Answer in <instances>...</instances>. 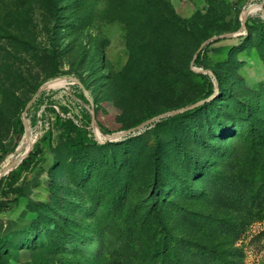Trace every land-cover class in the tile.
I'll return each instance as SVG.
<instances>
[{
    "label": "rangeland",
    "instance_id": "rangeland-1",
    "mask_svg": "<svg viewBox=\"0 0 264 264\" xmlns=\"http://www.w3.org/2000/svg\"><path fill=\"white\" fill-rule=\"evenodd\" d=\"M37 144L0 264H128L163 219L180 264H264V0H0V174Z\"/></svg>",
    "mask_w": 264,
    "mask_h": 264
},
{
    "label": "trees",
    "instance_id": "trees-1",
    "mask_svg": "<svg viewBox=\"0 0 264 264\" xmlns=\"http://www.w3.org/2000/svg\"><path fill=\"white\" fill-rule=\"evenodd\" d=\"M198 108L199 106L195 108L194 107L189 108L187 110L179 112L177 116H181L186 113H191ZM89 118H91L90 114H89ZM162 121L163 120L159 122H162ZM19 122H20V133H24L25 132L24 122L22 119H20ZM61 124L65 128V124L63 123ZM77 128L80 132V135L77 138L73 136L72 130L69 127L64 129L65 140L70 146L78 147L82 145L83 143H88V142L94 143L95 142L93 141L92 138L88 136L87 129H84L82 127H77ZM49 137H50L49 133H45L42 138L47 141ZM261 137H263V134H261V131H260V134H257L255 136V141H257L259 144L260 143L263 144V140ZM39 147L40 145L37 144L34 147V150H31L28 156H26L23 159V161L14 170L9 172L8 174H4L0 178V197H4L7 200L11 198H13V200H18L21 196L25 194L27 176H23V171L26 168H30V165L33 161V158L37 154ZM6 155H7V152L5 151L4 153H2L1 157L4 158ZM20 179L22 181L18 183ZM160 223H161V226L164 232L163 236L161 237H158V236L153 237V235H151L152 233L150 232L153 229V227L151 229L149 227L148 229H146V227L141 226V225L140 226L137 225L135 227L138 230L137 231L138 235L134 239L139 240V243H137L136 245L133 246V248H131L132 249L131 252L133 251V255L132 253L130 254L128 253V258L126 259L127 262L126 261L124 262L128 264H180L177 258V253H175L171 249V245H169L168 243V239H169L168 235H170L171 233V226L164 219L160 220ZM148 232L151 238H149L150 236L146 234ZM153 234H156V233H153ZM148 238L149 240L146 243ZM137 246L144 247L139 256H138V251H136ZM213 260H216V259H213Z\"/></svg>",
    "mask_w": 264,
    "mask_h": 264
},
{
    "label": "water",
    "instance_id": "water-1",
    "mask_svg": "<svg viewBox=\"0 0 264 264\" xmlns=\"http://www.w3.org/2000/svg\"><path fill=\"white\" fill-rule=\"evenodd\" d=\"M249 12H250V9H247V10L244 12V15H243L244 18H246V16H248ZM244 18H243V19H244ZM217 38H218V36H216V35L213 36V39H217ZM42 88H44V85L42 86ZM199 103H201V102H197V103H194V104L188 105V106H186V107H183V108H179V109H176V110L170 111L169 113H179V112H182V111L187 110V109H189V108H193V107L199 105ZM30 104H31V103H30ZM30 104L27 105L25 113H27ZM153 120H154V118H153V119H150L149 121H146L145 123H142V124H140V125H138V126L132 128V129H129V130L125 131V132H122V133H115L114 135H115V137H123V135L129 134V133H132L133 131H136L137 129H141V128H143L146 124H148L149 122H151V121H153ZM93 122H95V117H94V116H93ZM4 174H6V171H4L3 173L0 174V178H1Z\"/></svg>",
    "mask_w": 264,
    "mask_h": 264
},
{
    "label": "bare ground",
    "instance_id": "bare-ground-1",
    "mask_svg": "<svg viewBox=\"0 0 264 264\" xmlns=\"http://www.w3.org/2000/svg\"><path fill=\"white\" fill-rule=\"evenodd\" d=\"M28 146L30 145V143H31V131H30V129L28 130V133H27V135H26V138H25V141H24ZM28 149V148H27ZM10 160L8 159L7 160V162H6V166H5V169L6 168H8L9 167V165H10ZM2 171H4V170H2Z\"/></svg>",
    "mask_w": 264,
    "mask_h": 264
},
{
    "label": "built area",
    "instance_id": "built-area-1",
    "mask_svg": "<svg viewBox=\"0 0 264 264\" xmlns=\"http://www.w3.org/2000/svg\"><path fill=\"white\" fill-rule=\"evenodd\" d=\"M251 7H252V6H251ZM251 7H250V8H251ZM250 10H251V9H250Z\"/></svg>",
    "mask_w": 264,
    "mask_h": 264
}]
</instances>
